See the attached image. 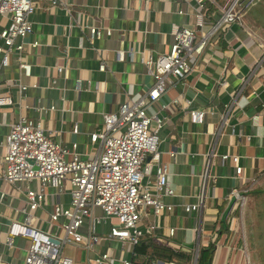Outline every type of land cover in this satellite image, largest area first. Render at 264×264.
I'll list each match as a JSON object with an SVG mask.
<instances>
[{
  "label": "crops",
  "instance_id": "crops-1",
  "mask_svg": "<svg viewBox=\"0 0 264 264\" xmlns=\"http://www.w3.org/2000/svg\"><path fill=\"white\" fill-rule=\"evenodd\" d=\"M192 2L38 0L29 16L32 31L22 50L10 53L6 65L0 64V94L8 93L12 100L10 105L0 106V137L19 115H25L39 121L54 142L68 149L74 143L81 158L92 159L99 142H92L90 134L101 128L104 114L116 111L128 97L146 93L153 79L141 59L167 53L173 25L193 27ZM256 3L262 7V15H253L249 5L238 22L208 33L217 16L211 11L202 27L208 33L207 43L191 71L181 81L167 85L149 107V112L163 121L157 133V152L167 167L173 192L164 197L171 204L170 212L154 216L146 208L137 224L141 229L154 225L145 234L175 249H191L192 259L196 241L197 249L214 241L210 264H243L242 257L247 264L252 262L243 230L242 242L229 227L228 232L216 235L221 219L228 225L238 217L229 197L233 186L243 195L260 190L256 198L245 195L244 202L248 196L259 199V214L264 218V0ZM6 23L7 16H0V28ZM88 26L101 28L100 37L92 39ZM31 41L36 45L29 46ZM18 57L29 65V75L18 67ZM100 62L103 71L98 70ZM18 85L25 87L22 92ZM191 109L203 110L201 122L189 121ZM2 152L0 145V155ZM222 154L236 156L239 175H234L230 159H221ZM23 186L37 189L38 181L14 185L0 177V190L4 191L0 199V256L5 264H21L28 244L23 237L12 238L9 246L3 242L9 222L22 219ZM67 189L55 193L46 187L43 202L32 211L33 225L58 239L63 232L48 219L55 201L68 205ZM200 193V204L185 211L184 205L199 202ZM91 216L102 214L93 208ZM113 222L110 218L95 223L94 230L102 238L91 249L64 243L62 254L71 264H89L103 251L112 259L110 264H119L121 258L130 260L131 245L106 237ZM88 226L86 219L79 232L85 235ZM169 228H173L172 235Z\"/></svg>",
  "mask_w": 264,
  "mask_h": 264
},
{
  "label": "built area",
  "instance_id": "built-area-1",
  "mask_svg": "<svg viewBox=\"0 0 264 264\" xmlns=\"http://www.w3.org/2000/svg\"><path fill=\"white\" fill-rule=\"evenodd\" d=\"M37 1L0 0V16H7V23L0 28L2 66L6 65L10 53L22 50L24 39L32 31L29 16L35 11ZM192 1L193 27L173 25L167 53L141 59L153 79L146 93L128 97L117 106L116 111L104 114L101 128L90 134L92 142H99L98 151L92 159L81 158L75 151L74 143L68 149L54 142L39 121L25 115H19L0 137V145L3 147L0 155L2 180L14 185L38 181L37 189L23 186L25 200L20 208L22 219L9 222L3 239L7 246L11 245L14 237L27 239L21 264H71V259L62 254L61 246L64 243L83 244L84 248L91 249L102 238L94 230L95 223L101 219L115 220L110 224L106 237L117 240L122 245H132L139 236L154 227L149 225L147 229H141L137 224L146 215V208L154 216L170 212L171 204L165 202L164 197L171 195L173 189L168 179L167 167L159 161L157 152V133L163 121L154 112H149L150 104L160 97L167 85L177 83L189 74L206 46L208 33L215 32L222 25L238 22L243 16V10L253 0H225L222 4L217 0ZM206 3H210L214 7V13H217L208 33L202 31V10ZM177 12L184 13L181 10ZM87 30L92 39L100 37L102 33L101 28L93 26H88ZM109 32V29H105V34ZM246 33L251 40L250 33ZM258 44L261 45L259 42ZM35 45L36 42H29V46ZM17 60L22 73L29 75V65L19 57ZM56 69L60 71L61 68ZM103 69L104 63L100 62L98 70ZM262 70L264 75V65ZM75 81L77 86L78 80ZM17 87L19 92L25 88L23 85ZM11 103L8 93L0 94V106ZM203 116V110L188 111L190 122L199 123ZM147 156L149 159L145 161ZM221 159H230L234 163V175H239L240 165L236 163L235 155L222 154ZM204 176L205 172L203 180ZM66 186L68 205L63 206L55 201L48 219L62 230L63 236L58 239L49 231L33 225L32 211L43 202L46 187L59 193ZM3 195L4 191L0 190V199ZM229 197L240 209L244 196L235 186L230 189ZM200 202L201 193L198 203L186 204L183 208L185 211L195 209ZM93 208L99 209L102 216H91ZM86 219H89V226L84 235L79 232V228ZM237 219L238 217L229 221L228 227L233 231L236 229ZM172 233L173 228H169L168 234ZM107 262L112 263V259L106 251L89 260V264ZM0 264H5L1 256ZM119 264H131V261L121 258Z\"/></svg>",
  "mask_w": 264,
  "mask_h": 264
},
{
  "label": "trees",
  "instance_id": "trees-1",
  "mask_svg": "<svg viewBox=\"0 0 264 264\" xmlns=\"http://www.w3.org/2000/svg\"><path fill=\"white\" fill-rule=\"evenodd\" d=\"M211 11H214V7L210 3H206L202 10L203 17L205 18L208 16ZM259 193L260 190L252 189L246 192L245 195L249 194L250 196V194H252L255 195L256 198ZM262 200H264V198ZM222 232H228V225L224 219L219 221L216 235L218 236ZM251 233L253 238H256L254 246H259L260 244L264 245V228L261 233L254 234L253 231ZM261 247L262 250H264V246ZM213 249L214 241L208 242L204 246H199L197 249L195 264H210ZM257 258L261 260L262 256L258 255ZM130 261L131 264H155L156 261H162L164 263L172 262L174 264H192V251L191 249L186 248H172L159 242L151 234H143L138 237L134 244L131 245ZM252 262L255 263L253 260Z\"/></svg>",
  "mask_w": 264,
  "mask_h": 264
},
{
  "label": "rangeland",
  "instance_id": "rangeland-1",
  "mask_svg": "<svg viewBox=\"0 0 264 264\" xmlns=\"http://www.w3.org/2000/svg\"><path fill=\"white\" fill-rule=\"evenodd\" d=\"M219 3H222L224 0H217ZM256 1L258 0H253L250 3V12H253V15H262L263 14V10L262 7H259L256 3ZM243 195V194H242ZM245 196V194L243 195ZM250 197L248 196L247 201H245L243 203V205L240 207H237L234 203H233V213L237 216L238 215V219L236 222V229H235V233L238 235V239L240 240V242H242L243 240V234H242V230L245 234L244 236V244H245V249L248 251L249 256L251 258V260H253L255 263L253 264H264V250H262L261 246L264 245H255L254 243L256 241V238H253L252 235V231L254 232V234L257 233H261V231H263V223H264V218L261 217V215L259 214L261 208H262V204H260L257 200H254L252 198V200L249 199ZM264 198V196L262 195V199ZM245 199V200H246ZM240 216H239V214ZM259 214V215H258ZM254 226V227H253ZM258 242V241H257ZM242 250L244 249L243 247H241ZM244 249V251H245ZM247 253V252H245ZM247 253V255H248ZM246 255V256H247ZM258 255L262 256V259H258ZM242 262L243 264H247L246 258L242 257ZM252 264V262H251Z\"/></svg>",
  "mask_w": 264,
  "mask_h": 264
},
{
  "label": "water",
  "instance_id": "water-1",
  "mask_svg": "<svg viewBox=\"0 0 264 264\" xmlns=\"http://www.w3.org/2000/svg\"><path fill=\"white\" fill-rule=\"evenodd\" d=\"M56 241V240H54ZM197 241H196V244H195V249H194V254H193V259H192V264H195V261H196V255H197ZM156 264H170V263H163L162 261H156Z\"/></svg>",
  "mask_w": 264,
  "mask_h": 264
}]
</instances>
